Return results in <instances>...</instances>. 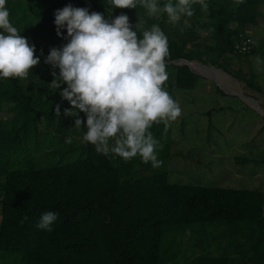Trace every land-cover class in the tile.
Here are the masks:
<instances>
[{"label": "trees", "instance_id": "obj_1", "mask_svg": "<svg viewBox=\"0 0 264 264\" xmlns=\"http://www.w3.org/2000/svg\"><path fill=\"white\" fill-rule=\"evenodd\" d=\"M89 2L106 19L127 15L134 31L137 21L145 29L159 25L168 37L166 61L210 64L233 72L246 88L261 90L253 72L231 71L229 57L264 55V36L250 53L233 52L238 33L250 36L246 26L258 24L264 0L239 5L206 0L207 13L194 5L193 17H182L176 25L166 13L150 17L139 4L121 9L110 0ZM166 2L158 0L161 7ZM69 4L87 8L84 0L6 2L10 22L23 37L30 36L31 45L42 48V55L35 53L40 63L26 79L0 78V114H9L0 116V264H264L263 190L172 183L166 170L149 174L150 163L139 156L125 161L97 153L83 140L85 124L76 128L77 117L64 116L70 105L60 92L67 85L51 86L52 73L58 77L59 69L44 61L50 49L68 43L66 28L56 35L54 12ZM166 70L164 87L170 95L194 88L199 77L186 65H167ZM78 117L86 122L84 113ZM150 131L164 146L158 159L165 161L171 124L167 129L163 123L153 125ZM48 211L58 213L51 232L36 227ZM190 231L198 233L195 240ZM189 236L194 241L190 254L181 247Z\"/></svg>", "mask_w": 264, "mask_h": 264}, {"label": "clouds", "instance_id": "obj_2", "mask_svg": "<svg viewBox=\"0 0 264 264\" xmlns=\"http://www.w3.org/2000/svg\"><path fill=\"white\" fill-rule=\"evenodd\" d=\"M6 2L0 0V78L26 79L40 60L34 45L10 22ZM243 2L235 0L237 5ZM110 4L121 9H135L139 4L150 17L166 13L173 25L182 17H193L194 5L209 11L206 0H167L162 7L158 0H110ZM54 17L56 35L60 37L66 28L68 43L50 49L44 62L59 69L58 77L52 73L51 86L67 85L60 92L70 105L63 110L64 116L77 117L76 128L85 124L83 140L94 145L97 153H112L125 161L139 156L143 163L160 168L163 161L158 159V149L163 145L150 129L161 123L167 129L182 114L179 103L164 87L169 78L168 37L157 24L145 29L143 22L137 21L134 31L125 14L109 20L71 4L56 10ZM184 24L191 26L188 19ZM255 61L257 65L264 63L260 57ZM81 112L86 122L78 117ZM55 114H61L59 104ZM57 219L58 213L45 212L36 227L51 232ZM24 220L26 216L21 222Z\"/></svg>", "mask_w": 264, "mask_h": 264}, {"label": "rangeland", "instance_id": "obj_3", "mask_svg": "<svg viewBox=\"0 0 264 264\" xmlns=\"http://www.w3.org/2000/svg\"><path fill=\"white\" fill-rule=\"evenodd\" d=\"M261 22L259 27L247 30H253L255 36L264 34V21ZM27 39L29 41L30 36ZM34 48L35 53L41 56L42 48ZM256 57L264 61L261 54L230 55L229 68L231 71L241 69L244 74L253 72L260 91L246 88L243 82L235 80L233 72L230 75L235 79L217 71L216 77L227 87L226 91L212 81L209 73L195 69L199 75L195 87L172 92L171 96L179 103L182 114L171 123L170 146L167 148L169 157L162 160L163 164L158 169L149 164V174L166 170L172 183L261 189L264 192V117L235 95L241 90L254 97L264 113V63L257 65ZM0 116L8 117L9 114L3 112ZM161 151H164V146ZM243 159L248 162H241ZM208 231L210 234L214 232L211 228ZM189 233L194 240L198 236L195 231ZM190 236L181 243V247L188 249V254L194 245Z\"/></svg>", "mask_w": 264, "mask_h": 264}, {"label": "water", "instance_id": "obj_4", "mask_svg": "<svg viewBox=\"0 0 264 264\" xmlns=\"http://www.w3.org/2000/svg\"><path fill=\"white\" fill-rule=\"evenodd\" d=\"M84 1H85L87 8L90 10V12L91 13L95 12L93 7L91 6L89 0H84ZM166 65H186V66H188L189 69H191L194 72H196L195 69H198L200 71H204L206 73H209L211 75L212 81L214 83H216V85H218L219 87H222L226 91H227V87H225L223 84L219 83V81L216 77L217 74L215 73V71L222 72L227 77L233 78L229 73L224 71L222 68H218V67L213 66V65H206L203 63H199L197 61H192V60L190 61L187 59H181L180 58V59H175L172 61H166ZM233 79H235V78H233ZM235 80H237V79H235ZM230 94H232V93H230ZM235 95L244 99L253 109H255L258 113H260L264 117V113L262 112L258 101L254 97L247 95L246 93L242 92L241 90L236 91Z\"/></svg>", "mask_w": 264, "mask_h": 264}, {"label": "built area", "instance_id": "obj_5", "mask_svg": "<svg viewBox=\"0 0 264 264\" xmlns=\"http://www.w3.org/2000/svg\"><path fill=\"white\" fill-rule=\"evenodd\" d=\"M252 47L253 39L251 38V36H248L244 33H238V36L235 39L233 45V52L240 54H248L252 50ZM243 49H246V51Z\"/></svg>", "mask_w": 264, "mask_h": 264}, {"label": "crops", "instance_id": "obj_6", "mask_svg": "<svg viewBox=\"0 0 264 264\" xmlns=\"http://www.w3.org/2000/svg\"><path fill=\"white\" fill-rule=\"evenodd\" d=\"M261 11H262L263 14H262V16L259 18V20H258V24L255 25V26L247 25L246 28H245V31H246L247 33H249V35H250L251 37H253L254 41H256V40L258 39V37L261 38L262 36H264V34H262V35L257 34V35H256L257 38H256L255 33L253 32V30L248 31L247 29H248L249 27H250V28H253V29L256 28V27H259V25L262 23L261 21H264V8H263V7L261 8ZM232 26H235V24L233 23Z\"/></svg>", "mask_w": 264, "mask_h": 264}, {"label": "bare ground", "instance_id": "obj_7", "mask_svg": "<svg viewBox=\"0 0 264 264\" xmlns=\"http://www.w3.org/2000/svg\"><path fill=\"white\" fill-rule=\"evenodd\" d=\"M217 71H215V73H216Z\"/></svg>", "mask_w": 264, "mask_h": 264}]
</instances>
